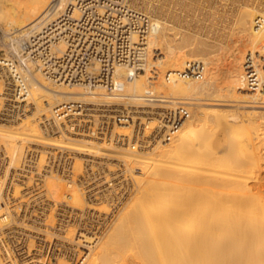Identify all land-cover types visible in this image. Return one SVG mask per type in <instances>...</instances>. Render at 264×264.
Here are the masks:
<instances>
[{
  "label": "bare ground",
  "instance_id": "1",
  "mask_svg": "<svg viewBox=\"0 0 264 264\" xmlns=\"http://www.w3.org/2000/svg\"><path fill=\"white\" fill-rule=\"evenodd\" d=\"M93 4L115 49L144 33L143 71L129 78L116 63L110 92L54 79L50 64L78 27L97 29ZM126 6L148 16L146 30ZM0 34V57L13 36L31 59L18 101L31 114L0 122V264H264V0H0ZM4 93L0 77V105ZM77 102L118 109L120 126L47 137L41 118L79 115ZM177 108L180 123L166 115ZM137 128L135 141L155 137L142 150ZM53 150L72 159L70 179L52 174Z\"/></svg>",
  "mask_w": 264,
  "mask_h": 264
},
{
  "label": "built area",
  "instance_id": "2",
  "mask_svg": "<svg viewBox=\"0 0 264 264\" xmlns=\"http://www.w3.org/2000/svg\"><path fill=\"white\" fill-rule=\"evenodd\" d=\"M117 8L124 11L123 14H125V18L131 21L141 22L143 26L139 29L140 31L147 29L148 16L142 11L133 9L129 6ZM87 11L91 14V17L94 18L93 26L97 27V29L94 28L92 31H86L85 29L78 27V29L83 30V33H85L84 36L81 34V37L79 36L78 40L74 38L75 35L69 34L71 38L67 39L66 49L61 53L57 50L53 51V54L50 56V64L52 69L55 70L53 76H55L54 79L60 76H62L63 79L67 78L65 84H81L86 90L94 89L95 86L100 85L104 87L106 91L110 92L115 86V81H113L111 77L116 63L124 62L130 67H133V73L129 75V78H132L134 73L137 75L143 71L142 63L144 62L145 54L139 43L142 41L141 39L144 33L140 32L135 41L125 43L123 50H120L119 48L115 49L112 42V36L107 35L104 28H98L99 24L101 25V17L97 15L98 9L95 4H93V7ZM71 12L72 10H67L61 15V18L73 28L76 22L69 19ZM258 21L259 18L254 20V28L258 27V24L260 23ZM86 28H89V25ZM67 32H71V29H67ZM12 37L13 36L7 40L8 47L11 48L12 56L0 57V77L3 78L5 86V101L0 105V122L2 123H5L6 121L16 122L22 118L25 113L27 114L29 112L25 111L27 108L25 104L18 101L24 99L28 92L27 80L21 67L31 61V59L24 53L25 51L22 43ZM249 61L250 59L248 55L246 57L244 69L248 79V85L253 88L256 86L253 85L256 84V74L253 68L250 67ZM193 67L194 66H191V69ZM73 74H75V77L72 80ZM262 87L264 89V84ZM74 105L75 107L72 112L79 113V115L66 116L58 123L52 122L51 119L45 120V118H41L39 121L40 126L47 137L61 138V135L65 136L70 130L75 134H91L95 132L99 134V136L104 137L115 125L120 126L119 122L121 118L118 116V111H116L118 109L112 106L80 102L74 103ZM172 113L175 114L177 123L182 122L183 118L186 116V111L183 108H177L173 112L168 111L166 115ZM60 116L61 115L58 117ZM140 127H142V125ZM142 134V130L138 131L137 128L136 132L133 133V141H130V144L135 143L131 148L135 146V150H142V146L154 142V134H148L145 137H141L143 141H135L142 136ZM74 136L78 137V135ZM121 143L127 144L128 141L123 140ZM48 160L52 164L51 171L53 175L56 177L61 176L63 178L67 176L70 179V176L72 175V173H70V164L73 162L68 154L53 150ZM81 165L82 173H84L85 171L88 172V166L92 164L82 160ZM120 168L122 169L121 173L123 175L127 174L122 166H120ZM82 180V175H78L73 181L79 183ZM118 190V192H120L121 189Z\"/></svg>",
  "mask_w": 264,
  "mask_h": 264
},
{
  "label": "rangeland",
  "instance_id": "3",
  "mask_svg": "<svg viewBox=\"0 0 264 264\" xmlns=\"http://www.w3.org/2000/svg\"><path fill=\"white\" fill-rule=\"evenodd\" d=\"M238 4H239V7H241V6H243V3L242 2H238ZM242 4V5H241ZM30 112V113H29ZM27 114H31V110L29 111ZM23 118V117H22ZM17 122V121H16ZM1 157V156H0ZM7 185H5V189L7 190V192H6V200H7V202H11V201H13L12 200V197H13V195H12V190H11V188L10 187H6ZM7 241V242H6ZM5 242L8 244V246H9V249H12L13 248V246H14V243H12L11 241H9V240H7V239H5ZM57 261V258L55 257V255L54 254H52V256H51V264H54L55 262Z\"/></svg>",
  "mask_w": 264,
  "mask_h": 264
}]
</instances>
